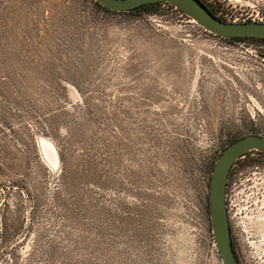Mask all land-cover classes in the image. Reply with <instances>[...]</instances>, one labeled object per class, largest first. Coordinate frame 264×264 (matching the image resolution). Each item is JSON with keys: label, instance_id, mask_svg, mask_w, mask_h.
I'll use <instances>...</instances> for the list:
<instances>
[{"label": "rangeland", "instance_id": "1", "mask_svg": "<svg viewBox=\"0 0 264 264\" xmlns=\"http://www.w3.org/2000/svg\"><path fill=\"white\" fill-rule=\"evenodd\" d=\"M204 1L225 20L264 21V0ZM152 9L0 0V107L12 114L0 112V264H222L210 176L233 138L264 136V42L218 37L168 4ZM14 86L38 100L6 101ZM69 116L94 122L103 189L81 193L75 175L64 183ZM229 174L236 254L264 264V154Z\"/></svg>", "mask_w": 264, "mask_h": 264}, {"label": "water", "instance_id": "2", "mask_svg": "<svg viewBox=\"0 0 264 264\" xmlns=\"http://www.w3.org/2000/svg\"><path fill=\"white\" fill-rule=\"evenodd\" d=\"M117 12L134 11L145 5L166 2L180 9L204 30L222 38L252 37L264 39V21H227L215 16L202 0H94ZM248 151L264 152V136L246 134L232 140L217 156L209 183V219L222 264H240L234 249L226 203V188L234 163Z\"/></svg>", "mask_w": 264, "mask_h": 264}, {"label": "trees", "instance_id": "3", "mask_svg": "<svg viewBox=\"0 0 264 264\" xmlns=\"http://www.w3.org/2000/svg\"><path fill=\"white\" fill-rule=\"evenodd\" d=\"M93 9L99 12L103 13H118V14H138L141 12H148V13H155L154 8L155 6H159L161 4H168L166 2H156L149 5H145L143 7H140L134 11H128V12H117L109 10L103 6H101L99 3H97L94 0H89ZM205 5L209 8V10L217 17L225 20L222 18V16L219 14L220 9L215 5V1L211 2H205L202 0ZM171 7L175 8L174 6L170 5ZM181 14H184L180 9L176 8ZM185 15V14H184ZM227 39V38H225ZM228 40L232 41H243V42H250V41H260L264 42V39L260 38H252V37H234L229 38ZM10 88V87H8ZM11 90H9L5 95L2 97L9 102H12L13 104H22V102L30 101L29 96L27 94V91L24 87L17 86V87H11ZM46 91H43L42 93L38 94V97L41 98L44 96ZM32 97V96H31ZM38 100L36 97H32L30 102H35ZM47 103H53L52 101H48ZM61 111L62 108H49V112L45 113L44 115H51L52 117L57 115V111ZM0 112H3L5 116V121L8 122L9 119H11L12 114L10 109L1 108ZM70 119L67 120L66 125V137L64 141V145L59 149L58 155L60 157L61 163H62V171L61 175H63L64 180H66L64 183L67 185L69 183V180L72 179V177L75 175V178L77 179V182L79 184V191L86 192L91 191L90 187L95 186L97 188L102 187L100 189H103L105 186L106 181V173H105V159L101 162L99 165L98 161L96 160L94 154L95 150L94 145L97 138V133H95V125L94 122L85 116H77L76 118H72L69 116ZM237 137L233 138L232 140L236 139ZM231 140V141H232ZM100 141V139H98ZM230 141V142H231ZM106 140L102 142V144L105 145ZM79 147L80 153L77 154V156L72 159V147ZM251 152H258L264 154V152L261 151H248L245 152L242 156L251 153ZM241 156V157H242ZM240 157V158H241ZM240 158L234 163L232 166L230 173L232 172L235 165L239 162ZM230 176V174H229ZM228 176V178H229ZM68 182V183H67ZM89 187V188H88ZM208 213H209V202H208ZM210 229V227L208 228ZM211 240H213V235L210 236ZM234 249H235V243L232 238ZM215 253L217 254V257H219L216 247L214 248Z\"/></svg>", "mask_w": 264, "mask_h": 264}, {"label": "flooded vegetation", "instance_id": "4", "mask_svg": "<svg viewBox=\"0 0 264 264\" xmlns=\"http://www.w3.org/2000/svg\"><path fill=\"white\" fill-rule=\"evenodd\" d=\"M205 4V3H204ZM228 21V20H227ZM244 21H247V20H244ZM260 21V20H259ZM214 35V34H213ZM217 36V35H216ZM219 37V36H218ZM222 38V37H221ZM227 39H229V38H227ZM261 56H262V58H264V55L263 54H261Z\"/></svg>", "mask_w": 264, "mask_h": 264}]
</instances>
